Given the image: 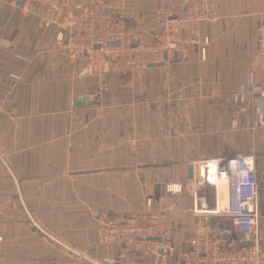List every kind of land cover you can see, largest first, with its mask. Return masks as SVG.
<instances>
[{
  "label": "crops",
  "instance_id": "0c3cea01",
  "mask_svg": "<svg viewBox=\"0 0 264 264\" xmlns=\"http://www.w3.org/2000/svg\"><path fill=\"white\" fill-rule=\"evenodd\" d=\"M105 1L122 4L127 25L155 41L152 0ZM21 5L0 0V264H181L202 225L222 241L238 236L224 215L209 213L227 189L207 166L237 156L254 163L255 240L264 248V98L247 86L252 76L264 90V0H220L194 30L200 46L207 41L204 59L194 44L164 66L88 76ZM145 211L166 215L165 247L119 254L99 241L103 219Z\"/></svg>",
  "mask_w": 264,
  "mask_h": 264
},
{
  "label": "built area",
  "instance_id": "2783aa9c",
  "mask_svg": "<svg viewBox=\"0 0 264 264\" xmlns=\"http://www.w3.org/2000/svg\"><path fill=\"white\" fill-rule=\"evenodd\" d=\"M21 1L20 11L34 14L43 30H54L55 46L69 61L83 60L81 72L88 76L141 71L149 64L164 62L165 57V62L172 60L177 52L185 54L194 44L201 48L204 59L207 41L200 46L194 30L198 23L213 19L220 0H152V17L159 25L153 43L146 42L141 32L127 25L129 12L122 4L113 5L105 0L81 5H73L71 0ZM183 28L189 30L190 36L182 35ZM257 48L260 71L264 75V27L259 28ZM247 86L264 98V90L256 85L252 76ZM245 93L235 99L243 102L247 99ZM259 104L264 108V99ZM239 127V118L232 117L230 130L236 131ZM207 166L218 180H225L227 189L225 206L217 205L209 213L226 216L236 227L238 236L225 234V247L220 237L211 234L209 225H202L196 230L190 247L180 252L181 264H264V248L255 240L258 186L252 158L214 159L207 161ZM192 181L196 191V174ZM176 191L180 192L181 188ZM194 207L199 213L196 202ZM166 219L162 212L147 211L119 220L103 219L98 226L99 241L115 245L119 254L127 247L145 254L155 252L158 246L165 247L157 239L164 236ZM244 241H251L252 245L238 248L237 244Z\"/></svg>",
  "mask_w": 264,
  "mask_h": 264
},
{
  "label": "water",
  "instance_id": "95a60500",
  "mask_svg": "<svg viewBox=\"0 0 264 264\" xmlns=\"http://www.w3.org/2000/svg\"><path fill=\"white\" fill-rule=\"evenodd\" d=\"M164 60L166 61V57L164 58ZM175 60H177L176 56H175ZM165 61L161 62V63H157V64H149L148 67L164 66L165 65ZM86 100H87V97H84V98H82V100L75 102L74 106L75 107L84 106ZM192 178H193V166L190 165L188 167V179L192 180ZM222 239H223V241L225 242V245H226L227 236H224ZM157 241H160L163 245H167V240L165 238L157 239ZM251 245H252V242L244 241V242H241V243L237 244V247L238 248H243V247H249Z\"/></svg>",
  "mask_w": 264,
  "mask_h": 264
},
{
  "label": "bare ground",
  "instance_id": "6f19581e",
  "mask_svg": "<svg viewBox=\"0 0 264 264\" xmlns=\"http://www.w3.org/2000/svg\"><path fill=\"white\" fill-rule=\"evenodd\" d=\"M254 92H258V91H254ZM258 93H260V92H258ZM231 158H233V157H228L227 159H231ZM254 164V163H253ZM193 174H196V170L194 171V166H193ZM193 179V178H192ZM210 179L213 181V182H215V184H217V185H219V184H225V180L224 179H220V180H218V177L217 176H215V174H214V171H210ZM201 181H203V180H201ZM180 187H177V190L179 189ZM174 189V188H173ZM186 200H187V198H186ZM224 200H220V202H219V208H222V207H224L225 206V202H223ZM187 204V203H186ZM211 211H213V209H210L209 210V212H211ZM223 218H225L227 221H228V223H227V225H229V226H232V228L236 231V233L238 234V232H237V230H236V227L233 225V223L226 217V216H223ZM226 236V235H225ZM224 242V241H223ZM251 242V241H250ZM226 244H227V242H226ZM224 246L225 247H227V245H225V242H224Z\"/></svg>",
  "mask_w": 264,
  "mask_h": 264
}]
</instances>
